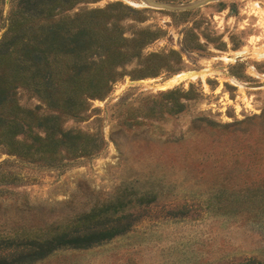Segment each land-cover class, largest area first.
Here are the masks:
<instances>
[{
    "label": "rangeland",
    "instance_id": "obj_1",
    "mask_svg": "<svg viewBox=\"0 0 264 264\" xmlns=\"http://www.w3.org/2000/svg\"><path fill=\"white\" fill-rule=\"evenodd\" d=\"M117 1L133 11L109 19L127 36L154 31L142 53L160 57L126 63L79 116L56 119L31 80L14 82L0 112V264H264V86L245 85L264 82V0L72 10ZM11 6L0 0V47ZM63 231L76 247L48 250Z\"/></svg>",
    "mask_w": 264,
    "mask_h": 264
},
{
    "label": "trees",
    "instance_id": "obj_2",
    "mask_svg": "<svg viewBox=\"0 0 264 264\" xmlns=\"http://www.w3.org/2000/svg\"><path fill=\"white\" fill-rule=\"evenodd\" d=\"M10 1L9 36L0 47L1 113L13 101L15 84L26 78L37 86L49 108L55 109L56 119L61 114L79 116L90 112L93 109L90 101L103 98L113 83L125 75L126 63L160 57L155 52L142 53L143 46L154 38V31L144 28L137 37L127 36L123 27L109 19L112 9L133 11L119 1L78 11L72 10L77 3L97 0ZM146 68H152L148 72L157 71L155 67ZM173 93L174 90L162 92ZM184 107L183 102L176 100V112ZM17 108L24 114L19 105ZM26 114L33 116L31 110ZM39 120L37 124L41 126ZM50 128H57V123H51ZM59 135L73 139L66 131ZM101 142L105 144L104 139ZM69 236V232L63 231L44 244L48 250L61 243L76 247L71 242L74 236Z\"/></svg>",
    "mask_w": 264,
    "mask_h": 264
},
{
    "label": "water",
    "instance_id": "obj_3",
    "mask_svg": "<svg viewBox=\"0 0 264 264\" xmlns=\"http://www.w3.org/2000/svg\"><path fill=\"white\" fill-rule=\"evenodd\" d=\"M143 3L149 7L153 8H161V9H168L173 11H181V10H189L193 8H197L201 5L207 4L212 1L216 0H194V1H187V2H166V1H156V0H141ZM246 87L255 88L260 85L264 86V83L256 82V83H247L245 84Z\"/></svg>",
    "mask_w": 264,
    "mask_h": 264
},
{
    "label": "bare ground",
    "instance_id": "obj_4",
    "mask_svg": "<svg viewBox=\"0 0 264 264\" xmlns=\"http://www.w3.org/2000/svg\"><path fill=\"white\" fill-rule=\"evenodd\" d=\"M262 83H264V82H262ZM261 86H263V85H260V86H258V87H261Z\"/></svg>",
    "mask_w": 264,
    "mask_h": 264
}]
</instances>
